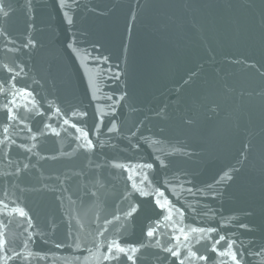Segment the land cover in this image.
Returning a JSON list of instances; mask_svg holds the SVG:
<instances>
[{
  "label": "water",
  "instance_id": "water-1",
  "mask_svg": "<svg viewBox=\"0 0 264 264\" xmlns=\"http://www.w3.org/2000/svg\"><path fill=\"white\" fill-rule=\"evenodd\" d=\"M2 3L9 15L0 11V82L20 75L0 105L19 89L32 95L16 97L15 121L0 110V141H15L0 143V200L8 205H0V264H131L123 255L103 259L114 239L143 245L137 264H232L208 250L219 235L235 241L241 264H264V0H76L65 9L71 25L58 0ZM28 38L37 46L23 48ZM73 123L93 151L78 147L84 138ZM114 162L140 173L138 187L147 174L183 218L174 211L172 221L161 219L167 212L152 196L132 191L134 171ZM174 225L217 229L210 241H191L207 261L183 247L179 257L162 251L177 244Z\"/></svg>",
  "mask_w": 264,
  "mask_h": 264
},
{
  "label": "snow or ice",
  "instance_id": "snow-or-ice-1",
  "mask_svg": "<svg viewBox=\"0 0 264 264\" xmlns=\"http://www.w3.org/2000/svg\"><path fill=\"white\" fill-rule=\"evenodd\" d=\"M76 0H58V4L60 9L63 12V15L66 19V22L71 25L73 23V19L72 17L69 15V11L65 10V9H70L71 7L75 6ZM29 7H31V0H29ZM4 5L2 3V0H0V11L3 12V16L7 17L9 15L8 11H4ZM29 28H32V25L29 24L28 25ZM4 35H7L6 33H4ZM37 46V41L33 38H28L26 40V43L23 44V48L27 49L29 47H36ZM69 48H72L73 45L70 43L68 45ZM10 51L13 49H9ZM75 51V49H73ZM107 59V58H105ZM3 69L5 72L12 74L15 70L13 67H10L9 65L5 64L3 65ZM21 71H23V69L21 68ZM20 73L19 72H15V75L11 76V79L6 81V82H0V93H5L6 92V85H11L12 89H16L17 86L14 83L15 79L17 76H19ZM261 75H264V73H261ZM13 99L9 100L7 103L0 105V110L6 112V116H7V120L9 122L11 121H15L18 119V116L16 114V112L14 111V108L19 107V105L16 103V97L18 96H22L24 98H28L32 95V93L27 89V88H23V89H19L17 91H13L11 93H9ZM108 99H112L111 96L108 97ZM121 99H123V97H121ZM11 105V106H10ZM56 114L59 115L60 114V109L56 108L55 109ZM114 111V109H113ZM42 115V113H41ZM72 115H76L75 112L72 113ZM80 115H86V113H81ZM23 122V121H21ZM64 124H69V120L68 119H64L63 121ZM189 123H191V121H189ZM72 128L76 129L77 132L81 133V136L84 138V142L79 144L78 147L84 149L85 151L91 152L94 150V148L96 147V145L93 143V141L91 139L88 138V132L84 131L83 129L77 127L76 124H71L70 125ZM44 128L46 129H50L51 132L56 135L59 136L60 133L58 131H56L55 128H51V126L49 124H45ZM29 131H31V129H28ZM115 130V122H113V126L111 128L108 129L109 132H112ZM4 132L8 133V127L7 125L4 126ZM133 135H135V133H133ZM81 136H77L76 139L80 140ZM35 138V135L33 136V139ZM11 143V144H15V141L10 140L8 135L4 136V140L0 141V143ZM20 148H25V145L20 144L19 145ZM35 145H32L31 148H27V151L31 152L32 148H34ZM64 155H67V153H64ZM49 159H55V157H49ZM161 166H164V161L161 160L160 161ZM112 166L114 168H119V169H123L124 171H134L133 169H130L129 165L127 164H122V163H113ZM25 169H27L29 167L28 164H24L23 166ZM136 168H146V169H151L153 168V165L151 163L149 164H144V165H138L135 166ZM21 172V168L17 167L16 168V173L19 174ZM140 173L138 171H134V175H129L127 177V179L129 181H132L131 184V189L132 191L138 193V195L140 197H149L152 196L154 199V203L156 205L157 208L164 210L167 212V215L161 217V219L165 220V221H172L173 219V212L175 211L176 213H179L180 217L183 218V211L181 209H177L175 208V206L171 203L170 200L167 199V197H165L164 192L157 187H154L150 181H148V177L147 174L144 175L143 179L140 180V186H137V183L135 182V178L137 176H139ZM232 177L230 175H228V173H225L224 176L221 179H231ZM148 181V187L152 189V191H148L145 190L144 188V184L145 182ZM189 191H191L189 189ZM163 198V200L161 199ZM0 205H3V207L5 209L8 208V205L6 203H4V201L0 200ZM138 209V205H134L131 207V210L129 212H127L125 215L126 216H131L136 210ZM13 212H15L16 214H18L20 217H27V213L22 209V208H14L12 209ZM114 220H119L120 217L119 216H115L113 217ZM106 225L111 224L112 221L111 220H106L104 222ZM80 227L82 228L83 225L81 224ZM160 227V220L155 221V227H150L148 228V230L146 231L145 235L149 238L154 237L156 231L159 229ZM174 230H173V234L170 237L171 240L176 241L177 244L175 246V248H173L172 246H168V247H164L162 248V251L166 252V253H170V255L172 257H179L181 255V247H183L184 249L187 250L188 252V257L193 258V259H198L200 261H207L208 257L206 255H198L197 251L193 250V246L191 244V241L195 240L197 244L206 241V240H211V236L209 234L214 233L217 231V229L215 228H198V227H192V226H187V227H180V226H173ZM241 227H245V225H241ZM107 229L105 228L103 231H101L100 233H98V235H103L104 231H106ZM119 231V230H118ZM221 242H226L227 247L224 250H219L218 245L221 244ZM6 244L7 241L4 238V233L3 231H0V251H7L6 249ZM77 247H80L79 242H77ZM156 247H160V241L157 240V243L155 245ZM56 247H62V245L57 244ZM100 246L98 245L97 248H99ZM106 247H107V252L104 254L103 259L104 260H119L121 258V255L125 256L126 259L131 262V264H137V253L140 251V248L143 247V245L141 246H135V245H131L128 247H124L121 245L120 241L118 239H114V240H110L106 243ZM211 252H215L218 254V256L220 257H228L231 261L232 264H241L240 259H238V255L239 252L238 250L235 249V241L232 240H228L227 237L225 235H219L218 239L214 240L211 243V247L210 249ZM14 256H16L17 258H21L19 253H13ZM186 257V259L188 258ZM9 259H11V257H9ZM179 264H184V260H180Z\"/></svg>",
  "mask_w": 264,
  "mask_h": 264
}]
</instances>
